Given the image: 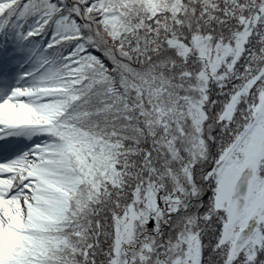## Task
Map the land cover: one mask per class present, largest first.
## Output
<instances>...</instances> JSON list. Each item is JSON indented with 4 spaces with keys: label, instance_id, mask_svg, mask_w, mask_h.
<instances>
[{
    "label": "snow or ice",
    "instance_id": "snow-or-ice-1",
    "mask_svg": "<svg viewBox=\"0 0 264 264\" xmlns=\"http://www.w3.org/2000/svg\"><path fill=\"white\" fill-rule=\"evenodd\" d=\"M0 264H264V0H0Z\"/></svg>",
    "mask_w": 264,
    "mask_h": 264
},
{
    "label": "rangeland",
    "instance_id": "rangeland-1",
    "mask_svg": "<svg viewBox=\"0 0 264 264\" xmlns=\"http://www.w3.org/2000/svg\"><path fill=\"white\" fill-rule=\"evenodd\" d=\"M204 242L207 244V243H208V240H207V239H205V241H204ZM206 252H207V251H206ZM207 255H208V254H206V253H205V258H207Z\"/></svg>",
    "mask_w": 264,
    "mask_h": 264
},
{
    "label": "trees",
    "instance_id": "trees-1",
    "mask_svg": "<svg viewBox=\"0 0 264 264\" xmlns=\"http://www.w3.org/2000/svg\"><path fill=\"white\" fill-rule=\"evenodd\" d=\"M207 197H205V199H206ZM205 239H207V237L205 238ZM208 240V239H207ZM206 244V243H205ZM206 254H208L207 252H205Z\"/></svg>",
    "mask_w": 264,
    "mask_h": 264
}]
</instances>
